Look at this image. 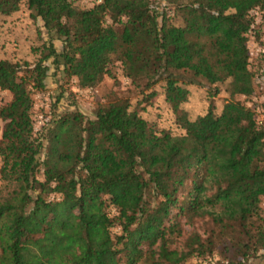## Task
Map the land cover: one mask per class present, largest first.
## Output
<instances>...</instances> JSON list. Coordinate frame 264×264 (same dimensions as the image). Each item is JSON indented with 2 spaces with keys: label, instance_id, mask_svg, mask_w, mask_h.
Here are the masks:
<instances>
[{
  "label": "trees",
  "instance_id": "16d2710c",
  "mask_svg": "<svg viewBox=\"0 0 264 264\" xmlns=\"http://www.w3.org/2000/svg\"><path fill=\"white\" fill-rule=\"evenodd\" d=\"M22 2L49 40L34 64L0 58L10 96L0 103V264H189L213 252L226 264H264V124L235 100L253 94L245 44L264 0H100L84 9L0 0V17ZM48 58L79 88L116 80L117 65L139 94L161 82L167 95L203 85L214 97L224 85L229 100L192 120L170 100L182 135L157 132L124 96L92 119L54 116L37 133L30 90L45 89ZM259 107L264 114V100Z\"/></svg>",
  "mask_w": 264,
  "mask_h": 264
},
{
  "label": "rangeland",
  "instance_id": "374dc122",
  "mask_svg": "<svg viewBox=\"0 0 264 264\" xmlns=\"http://www.w3.org/2000/svg\"><path fill=\"white\" fill-rule=\"evenodd\" d=\"M74 4L83 9L89 8L88 2L83 0H74ZM250 14L254 25L247 33L245 47L248 69L255 73L256 78L253 94L247 98L236 97L235 100L259 108L255 115L257 118L264 115L259 107V103L264 100V6L255 8ZM28 15L29 12L22 2L8 17H0V58L31 65L41 57V49L49 40L48 35L44 33L41 23L31 20ZM51 42L56 52H59L60 42L54 38ZM43 64L48 67L45 89L30 90L33 102L31 120L37 133L43 128L36 122L38 115L49 121L50 118L65 112L77 111L84 118L92 119L98 105L113 96H124L129 100L130 110H135L157 132H168L173 136L182 135L184 131L174 121L170 100L177 102L178 107L186 112L190 120L205 114L209 107L215 115L219 114L223 104L229 100L224 85H218V94L214 97L203 85H183V94L167 95L161 82L154 84L151 90L139 94L129 86L130 81L124 77L117 65L112 68L116 80L105 75L95 87L79 88L77 79L68 78L61 71V67L56 69L51 63V58ZM150 92L153 93L151 97L148 95ZM9 98L8 92L0 90V103L8 102ZM37 176L39 180L43 179L41 172ZM260 206L264 213V201ZM262 253L264 254L263 251ZM188 263L226 264L221 261L217 252L203 259H191ZM249 264H263V259L255 258L250 260Z\"/></svg>",
  "mask_w": 264,
  "mask_h": 264
},
{
  "label": "built area",
  "instance_id": "2783aa9c",
  "mask_svg": "<svg viewBox=\"0 0 264 264\" xmlns=\"http://www.w3.org/2000/svg\"><path fill=\"white\" fill-rule=\"evenodd\" d=\"M99 1L100 0H83V2H88V6L87 7H91V6H93L94 4H97V3H99ZM245 106H247V107H249V108H252V106L251 105H245ZM256 111H257V113H258V109H255ZM36 122H37V124H40L41 125V127H45V126H47V120L43 117V116H41V115H38L37 116V120H36ZM257 123H259V124H264V115H260V116H258L257 117ZM264 141V140H263ZM198 263H200V261L198 260L197 261ZM203 264V263H202Z\"/></svg>",
  "mask_w": 264,
  "mask_h": 264
}]
</instances>
